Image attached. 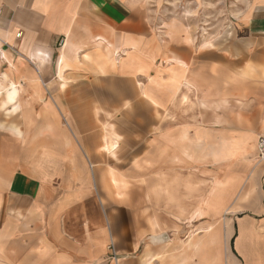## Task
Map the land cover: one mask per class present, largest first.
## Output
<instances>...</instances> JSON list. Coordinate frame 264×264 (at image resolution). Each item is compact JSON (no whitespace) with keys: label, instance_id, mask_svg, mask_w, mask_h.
<instances>
[{"label":"crops","instance_id":"1","mask_svg":"<svg viewBox=\"0 0 264 264\" xmlns=\"http://www.w3.org/2000/svg\"><path fill=\"white\" fill-rule=\"evenodd\" d=\"M0 58V264H264V0H0Z\"/></svg>","mask_w":264,"mask_h":264},{"label":"rangeland","instance_id":"2","mask_svg":"<svg viewBox=\"0 0 264 264\" xmlns=\"http://www.w3.org/2000/svg\"><path fill=\"white\" fill-rule=\"evenodd\" d=\"M218 12V11H217ZM213 15L210 16V21L213 22V24H217V20L219 16L217 13H212ZM216 14V15H215ZM164 17H170V13H163ZM197 20H201L200 18ZM202 22V21H200ZM200 24L199 26H201ZM1 58H0V65H1ZM3 67H1L0 70H2ZM3 71V70H2ZM17 118L19 116L17 115ZM17 118H10L15 120L13 122L17 123ZM0 123L10 124L9 119H6L5 116L0 112ZM13 123V124H16ZM18 124V123H17ZM5 131V130H3ZM2 131V132H3ZM160 217V219L157 221L159 228H157V234L156 237L154 236V240H150L148 238V241L150 242V250L149 255L152 259H157L163 262L166 261H172L175 259H187L188 258V251H187V243L188 241L192 242V236L190 235L192 233V223L188 224V221L186 219H168ZM7 243H10L9 241ZM9 248V247H8ZM110 249L112 250V245L110 246ZM138 254V253H137ZM114 255V253H113ZM112 255V256H113ZM116 257L122 258L123 255H117L115 253ZM207 255V258L213 259L215 258V253L210 252V255ZM2 256V260L5 261L8 259H5L8 257V253L6 252H0V259ZM204 256L203 254L201 255ZM191 258H198V256L195 254L194 256H191ZM204 258V257H203Z\"/></svg>","mask_w":264,"mask_h":264},{"label":"built area","instance_id":"3","mask_svg":"<svg viewBox=\"0 0 264 264\" xmlns=\"http://www.w3.org/2000/svg\"><path fill=\"white\" fill-rule=\"evenodd\" d=\"M16 36L19 37L20 33L17 34ZM257 148H258V159L259 160H264V137H260L258 139Z\"/></svg>","mask_w":264,"mask_h":264},{"label":"bare ground","instance_id":"4","mask_svg":"<svg viewBox=\"0 0 264 264\" xmlns=\"http://www.w3.org/2000/svg\"><path fill=\"white\" fill-rule=\"evenodd\" d=\"M5 59V58H4ZM6 60V59H5Z\"/></svg>","mask_w":264,"mask_h":264}]
</instances>
